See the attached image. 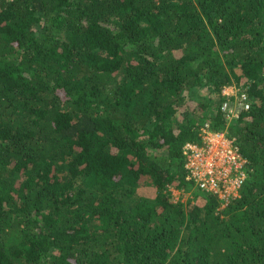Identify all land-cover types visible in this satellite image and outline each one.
<instances>
[{
  "label": "trees",
  "instance_id": "16d2710c",
  "mask_svg": "<svg viewBox=\"0 0 264 264\" xmlns=\"http://www.w3.org/2000/svg\"><path fill=\"white\" fill-rule=\"evenodd\" d=\"M204 123L224 206L171 198ZM0 264H264V0H0Z\"/></svg>",
  "mask_w": 264,
  "mask_h": 264
},
{
  "label": "built area",
  "instance_id": "2783aa9c",
  "mask_svg": "<svg viewBox=\"0 0 264 264\" xmlns=\"http://www.w3.org/2000/svg\"><path fill=\"white\" fill-rule=\"evenodd\" d=\"M221 91L225 96L221 109L228 120L238 116L240 110L250 107L247 93L235 83L224 85ZM200 135V142L187 141L183 145L186 176L200 191L216 195L220 205L224 206L232 197L238 195L246 178V158L236 144L235 137L228 134L226 129L214 130L208 123H204ZM192 195L189 196L194 199ZM199 196L198 199L201 197ZM201 199L205 201L204 197Z\"/></svg>",
  "mask_w": 264,
  "mask_h": 264
},
{
  "label": "rangeland",
  "instance_id": "374dc122",
  "mask_svg": "<svg viewBox=\"0 0 264 264\" xmlns=\"http://www.w3.org/2000/svg\"><path fill=\"white\" fill-rule=\"evenodd\" d=\"M139 191H142V192H145V193H151L153 194V190H154V187L152 185H150L148 182L144 181L140 184V187H139ZM171 198H173L174 200H177V199H181V200H185L187 198H190L191 201L193 202V200L197 203H204L203 202V199H201V197L198 199V195H201V191L198 189V188H195V187H191L189 189H187L188 191H185V192H182L180 189L176 188V187H171ZM180 190V191H179ZM200 191V192H199ZM193 194L192 196L194 197L191 198L189 195Z\"/></svg>",
  "mask_w": 264,
  "mask_h": 264
}]
</instances>
